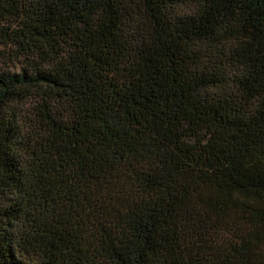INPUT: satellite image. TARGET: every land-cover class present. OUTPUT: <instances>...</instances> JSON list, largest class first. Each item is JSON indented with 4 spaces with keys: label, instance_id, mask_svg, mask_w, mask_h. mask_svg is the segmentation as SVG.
Instances as JSON below:
<instances>
[{
    "label": "trees",
    "instance_id": "1",
    "mask_svg": "<svg viewBox=\"0 0 264 264\" xmlns=\"http://www.w3.org/2000/svg\"><path fill=\"white\" fill-rule=\"evenodd\" d=\"M0 264H264V0H0Z\"/></svg>",
    "mask_w": 264,
    "mask_h": 264
}]
</instances>
